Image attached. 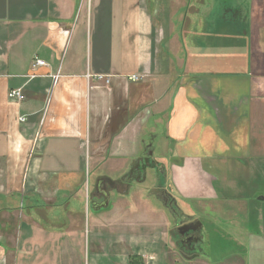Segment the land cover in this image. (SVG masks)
Returning a JSON list of instances; mask_svg holds the SVG:
<instances>
[{"label": "crops", "instance_id": "crops-1", "mask_svg": "<svg viewBox=\"0 0 264 264\" xmlns=\"http://www.w3.org/2000/svg\"><path fill=\"white\" fill-rule=\"evenodd\" d=\"M136 256L264 264V0H0V264Z\"/></svg>", "mask_w": 264, "mask_h": 264}, {"label": "rangeland", "instance_id": "rangeland-1", "mask_svg": "<svg viewBox=\"0 0 264 264\" xmlns=\"http://www.w3.org/2000/svg\"><path fill=\"white\" fill-rule=\"evenodd\" d=\"M89 211L91 213H93V207ZM96 234L101 235V236L98 237V243L101 246H97L96 244H94V242H93V234H90L91 235L90 236V239L91 240H90L89 243H88V235L83 238V248L82 249H89L91 252H93L94 250H96L97 253L92 254V257L91 258H93L94 256L95 257H98V258H105V256H103L100 253V251L97 250V249H99V248L103 249L104 248L103 244L107 240V237H106L107 234H106V232H101V230L100 231H97ZM34 238H38V236L37 235H34ZM38 239H34L33 243L31 244L30 248H28V249H45V243H42Z\"/></svg>", "mask_w": 264, "mask_h": 264}, {"label": "built area", "instance_id": "built-area-1", "mask_svg": "<svg viewBox=\"0 0 264 264\" xmlns=\"http://www.w3.org/2000/svg\"><path fill=\"white\" fill-rule=\"evenodd\" d=\"M33 66L34 67H42V66H45V63L43 61L36 60ZM103 79L107 83L110 82V77H108V78L99 77V80H103ZM140 79H141V77H139V76H133V77L130 78V80L135 81V82L140 81ZM9 97L11 99H17L18 101H23L25 99V96L23 95V93L20 90L11 91L10 94H9ZM20 121L22 123H24L26 121V119L22 118V119H20Z\"/></svg>", "mask_w": 264, "mask_h": 264}, {"label": "trees", "instance_id": "trees-1", "mask_svg": "<svg viewBox=\"0 0 264 264\" xmlns=\"http://www.w3.org/2000/svg\"><path fill=\"white\" fill-rule=\"evenodd\" d=\"M129 264H144L143 260L140 257H132L130 258Z\"/></svg>", "mask_w": 264, "mask_h": 264}, {"label": "flooded vegetation", "instance_id": "flooded-vegetation-1", "mask_svg": "<svg viewBox=\"0 0 264 264\" xmlns=\"http://www.w3.org/2000/svg\"><path fill=\"white\" fill-rule=\"evenodd\" d=\"M184 230H185V229H184ZM191 239H192V238H188V239L185 241L186 244H189Z\"/></svg>", "mask_w": 264, "mask_h": 264}, {"label": "water", "instance_id": "water-1", "mask_svg": "<svg viewBox=\"0 0 264 264\" xmlns=\"http://www.w3.org/2000/svg\"><path fill=\"white\" fill-rule=\"evenodd\" d=\"M187 227V226H186Z\"/></svg>", "mask_w": 264, "mask_h": 264}]
</instances>
